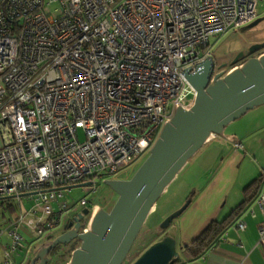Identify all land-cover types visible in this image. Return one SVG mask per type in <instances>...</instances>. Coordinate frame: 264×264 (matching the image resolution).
<instances>
[{
    "label": "built area",
    "instance_id": "2783aa9c",
    "mask_svg": "<svg viewBox=\"0 0 264 264\" xmlns=\"http://www.w3.org/2000/svg\"><path fill=\"white\" fill-rule=\"evenodd\" d=\"M255 2L0 0V202L19 204L0 228L8 236L0 264H12L19 226L34 233L30 252L87 206L95 177H129L174 109L190 108L184 69L209 56L216 35L252 20ZM259 181L262 210L264 173ZM77 185L81 196L60 200ZM257 233L264 247V223Z\"/></svg>",
    "mask_w": 264,
    "mask_h": 264
},
{
    "label": "water",
    "instance_id": "95a60500",
    "mask_svg": "<svg viewBox=\"0 0 264 264\" xmlns=\"http://www.w3.org/2000/svg\"><path fill=\"white\" fill-rule=\"evenodd\" d=\"M263 45H252L249 53ZM213 68L210 56H206L196 63L194 70L184 69V76L195 90L190 108L174 109L145 158L128 178L104 180L116 193L110 209L81 208L63 231L33 245L27 264H46L57 243H67L73 238L79 240V245L71 251L66 264L122 262L156 198L187 158L211 135L222 134L226 123L264 103V51L246 57L226 71L214 72ZM187 202L169 213L162 225L180 214ZM89 211L86 227L78 231V219ZM178 259L173 237L164 235L150 243L130 264H172Z\"/></svg>",
    "mask_w": 264,
    "mask_h": 264
},
{
    "label": "crops",
    "instance_id": "0c3cea01",
    "mask_svg": "<svg viewBox=\"0 0 264 264\" xmlns=\"http://www.w3.org/2000/svg\"><path fill=\"white\" fill-rule=\"evenodd\" d=\"M263 173L264 104H261L226 123L222 134L211 135L187 158L161 192L160 195L168 193L163 204L166 208L160 212L161 218L188 201L171 229L174 242H178L182 252L177 264H264V247L257 243V227L264 223V206L260 210L254 202L258 189L250 194L245 203H241L244 187ZM181 186L183 190L177 196ZM171 200L174 203L169 206ZM240 203L239 208L234 209ZM155 209L156 202L147 215ZM229 213V222L201 253L190 256L183 249V245L195 238L210 221H219ZM239 218L244 221L242 229L233 225ZM6 238L8 242L7 234ZM6 243L0 239V261L3 257L2 245ZM28 249L29 246L24 252H11V263L27 264L32 255Z\"/></svg>",
    "mask_w": 264,
    "mask_h": 264
},
{
    "label": "rangeland",
    "instance_id": "374dc122",
    "mask_svg": "<svg viewBox=\"0 0 264 264\" xmlns=\"http://www.w3.org/2000/svg\"><path fill=\"white\" fill-rule=\"evenodd\" d=\"M55 7V4L52 3L49 8ZM255 15L252 20L244 23L243 25L228 29L226 32L218 34L215 36L214 43L212 44L211 52L209 54L211 61L214 65V72L224 69L225 71L231 68L234 63V58L239 56L240 53L248 54L250 47L254 44L264 43V0H256L255 2ZM264 49V45L254 51L256 54L259 50ZM241 55V56H242ZM234 62V63H233ZM232 65V66H231ZM238 65V64H234ZM231 66V67H230ZM264 104V103H261ZM258 104L256 106H261ZM254 107V106H253ZM250 110V109H249ZM78 137L80 139L83 138V132L81 129L77 130ZM146 154L141 156L131 167V170L128 174L130 176L132 172L138 167L141 161L145 158ZM189 179V178H188ZM187 179V180H188ZM94 188L89 190V186H86L88 190V194L85 195L86 199L89 200L87 202V206L89 210L91 209V205L95 204L105 210L110 209L112 204L116 199V193L108 186L104 181L101 180L99 177H95L94 179ZM176 182V181H175ZM173 183V185L175 184ZM171 185V186H173ZM183 186L179 187L177 191V196L180 195L179 192L181 191ZM83 194L80 186H72L68 191H63L62 197L60 200H65L67 202H72L76 200L79 196ZM168 193L163 195H159L155 202H156V209L153 213L145 218L144 222L142 223L138 234L134 238L130 248L128 249L126 255L124 256L122 262L120 264H130L150 243L157 240L158 238L164 235H172V226L175 220L173 217L166 225H162L164 218L171 213L168 212L164 217L161 218L160 212L163 206ZM176 196V197H177ZM175 197V198H176ZM173 198V199H175ZM186 201V200H184ZM174 200H171L169 206L173 205ZM182 202L180 206L183 204ZM34 204V199L30 198L28 200H24L21 202V208L26 209ZM55 204V203H54ZM179 206V207H180ZM84 206L78 205L73 209V214L79 211ZM178 207V208H179ZM19 210V204L13 200H3L0 202V228L4 227L6 222L10 219L16 217ZM90 213L83 215L80 221V229L82 230L86 227ZM7 220V221H6ZM19 231L22 234V242L21 246L17 249L18 252H24L28 243L30 242L31 238L33 237V232L25 229L23 226H19ZM62 230L54 233L51 237L56 236ZM50 237V238H51ZM3 243L7 242L6 232L4 231L1 234V238ZM174 239V238H173ZM175 248L177 250L178 258L182 257V252L178 248V242H175ZM79 245V240L77 238H73L67 243H57L54 248L49 253V259L46 264H62L66 260L68 261L71 251ZM16 250V251H17ZM33 254V252H32ZM172 264H177V261H174Z\"/></svg>",
    "mask_w": 264,
    "mask_h": 264
},
{
    "label": "trees",
    "instance_id": "16d2710c",
    "mask_svg": "<svg viewBox=\"0 0 264 264\" xmlns=\"http://www.w3.org/2000/svg\"><path fill=\"white\" fill-rule=\"evenodd\" d=\"M262 51H264V49L259 50L256 54H258ZM252 53H254V52H252ZM246 57H248V54L242 55V57L239 58L240 61H238L239 59H237L238 63H240ZM238 63H234V64H238ZM234 64H232V65H234ZM258 179L250 182L246 187H244V189H243L244 197H243V200L241 203H245L248 200L250 194L255 192L256 189H258ZM241 203L239 205H237L234 209L239 208ZM234 209H233V211H234ZM231 213H233V212H231ZM231 213H229L227 216H225L224 218H222L219 221H216V220L210 221L207 224V226L195 238H193L187 244L183 245V249L190 256H195V255L201 253L209 244H211L213 242V239L221 231L222 227L229 222V220L231 218ZM175 261H178V260H175Z\"/></svg>",
    "mask_w": 264,
    "mask_h": 264
},
{
    "label": "flooded vegetation",
    "instance_id": "af4514ba",
    "mask_svg": "<svg viewBox=\"0 0 264 264\" xmlns=\"http://www.w3.org/2000/svg\"><path fill=\"white\" fill-rule=\"evenodd\" d=\"M243 55H246V54H243ZM252 55H255L254 53H248V56H252ZM84 207H88V206H84ZM89 213H90V211H89ZM75 214V213H74ZM74 214H73V210H71L70 212H69V214L65 217V220H64V224H63V226H62V228L60 229V230H64L65 228H66V225H67V223L69 222V220L74 216ZM83 215H85L84 213L82 214V216L78 219V221H79V228H78V231H80L81 229H80V221H81V218L83 217ZM73 223V222H72ZM59 230V231H60ZM50 256V255H49Z\"/></svg>",
    "mask_w": 264,
    "mask_h": 264
}]
</instances>
